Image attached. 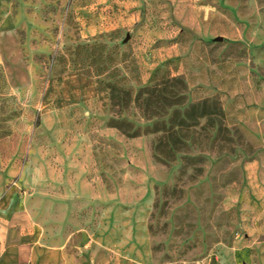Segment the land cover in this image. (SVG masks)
Here are the masks:
<instances>
[{
	"label": "rangeland",
	"instance_id": "1",
	"mask_svg": "<svg viewBox=\"0 0 264 264\" xmlns=\"http://www.w3.org/2000/svg\"><path fill=\"white\" fill-rule=\"evenodd\" d=\"M4 201L24 264L103 225L124 264H264V0H0Z\"/></svg>",
	"mask_w": 264,
	"mask_h": 264
},
{
	"label": "crops",
	"instance_id": "2",
	"mask_svg": "<svg viewBox=\"0 0 264 264\" xmlns=\"http://www.w3.org/2000/svg\"><path fill=\"white\" fill-rule=\"evenodd\" d=\"M15 209L16 203L13 201L0 202V220L11 217ZM111 231V226L103 225L98 228L96 245L89 255H82L78 243L74 242L70 245L66 240L58 248L33 247L27 253L25 260L31 264H124L127 260L141 262L142 253H140L139 259L135 253H139L138 250L142 248V251L147 253L144 238H142V242L139 240L137 246L133 243L134 239L130 240L127 236L119 237L117 240L113 239ZM0 264H24L22 250L19 247H10L2 251L0 248Z\"/></svg>",
	"mask_w": 264,
	"mask_h": 264
},
{
	"label": "built area",
	"instance_id": "3",
	"mask_svg": "<svg viewBox=\"0 0 264 264\" xmlns=\"http://www.w3.org/2000/svg\"><path fill=\"white\" fill-rule=\"evenodd\" d=\"M1 239H2V233H1V226H0V242H1Z\"/></svg>",
	"mask_w": 264,
	"mask_h": 264
}]
</instances>
